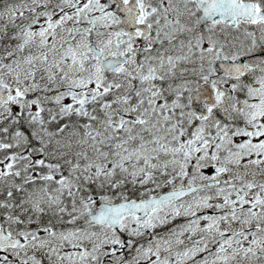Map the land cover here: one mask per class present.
Segmentation results:
<instances>
[{"label": "snow or ice", "instance_id": "6c2138e0", "mask_svg": "<svg viewBox=\"0 0 264 264\" xmlns=\"http://www.w3.org/2000/svg\"><path fill=\"white\" fill-rule=\"evenodd\" d=\"M0 264H264V0H0Z\"/></svg>", "mask_w": 264, "mask_h": 264}]
</instances>
